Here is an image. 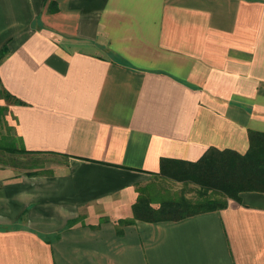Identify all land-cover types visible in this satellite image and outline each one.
I'll return each instance as SVG.
<instances>
[{"label":"crops","instance_id":"0c3cea01","mask_svg":"<svg viewBox=\"0 0 264 264\" xmlns=\"http://www.w3.org/2000/svg\"><path fill=\"white\" fill-rule=\"evenodd\" d=\"M5 45L0 122L65 161L0 165V264H264V191L119 222L162 156L264 131V0H0Z\"/></svg>","mask_w":264,"mask_h":264},{"label":"trees","instance_id":"16d2710c","mask_svg":"<svg viewBox=\"0 0 264 264\" xmlns=\"http://www.w3.org/2000/svg\"><path fill=\"white\" fill-rule=\"evenodd\" d=\"M7 53L8 47L5 45L0 50V59ZM2 94L10 97L7 90H3ZM13 100L22 103L18 98ZM6 109L0 106L1 111ZM249 137L250 146L246 152L210 146L196 160L162 156L159 171L151 172L154 181L138 187L139 193L132 205L133 216L120 218V224L137 220H178L224 208L229 199L240 200L243 191H264V131L252 129ZM160 178L194 182L199 188L194 196L162 191L155 183Z\"/></svg>","mask_w":264,"mask_h":264},{"label":"rangeland","instance_id":"374dc122","mask_svg":"<svg viewBox=\"0 0 264 264\" xmlns=\"http://www.w3.org/2000/svg\"><path fill=\"white\" fill-rule=\"evenodd\" d=\"M18 145L15 137H13L12 128L0 122L1 166L13 167L16 170L32 175L52 172L58 162L65 161V158L55 154L39 153L31 155L24 151L23 148H19ZM3 146H7V148ZM150 180L154 181L152 174ZM155 183L157 188L162 191L186 193L189 196H194L199 188L194 182H184L172 178H160Z\"/></svg>","mask_w":264,"mask_h":264}]
</instances>
